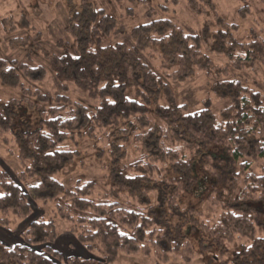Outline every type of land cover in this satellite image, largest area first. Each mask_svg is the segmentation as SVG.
I'll use <instances>...</instances> for the list:
<instances>
[{
	"label": "trees",
	"instance_id": "trees-1",
	"mask_svg": "<svg viewBox=\"0 0 264 264\" xmlns=\"http://www.w3.org/2000/svg\"><path fill=\"white\" fill-rule=\"evenodd\" d=\"M88 1L81 0V11H71L66 33L73 44H59L62 55L51 59V67L57 80L69 81L95 101L92 110L64 95L51 99L25 90L21 79L37 81L33 76L39 70L0 60V83L33 96L30 108L38 119L37 126L16 133L19 102L0 100V140L7 143L11 136L21 168L17 180L24 187L0 173V228L9 229L13 220L27 221L33 214L30 202H56L55 213L72 225L75 240L87 252H101L104 264L121 255L166 260L173 252L188 262L194 255L187 237L191 230L218 248L246 239L249 244L235 254L234 263L264 264V239L256 237L262 226L256 205L264 207V175L249 172L252 162L264 159V95L224 80L227 70H217L202 55L203 47L221 54L235 71L255 64L264 69V41L253 36L246 44L237 43L234 28L211 12L216 32L205 24L198 35H184L170 21L155 20L132 29L131 45L104 46L112 19ZM185 1L195 14L209 12L201 6L212 10L210 0ZM248 11L247 6L239 9L241 15ZM145 58L179 79L195 69L204 71L214 87L225 91L229 106L218 114L212 113L210 100L199 110L179 106ZM75 135L107 141L108 191L103 199H94L90 183L68 188L54 178L74 155L64 149V142ZM117 135L134 142L138 158L127 166L133 175L120 166L126 152L117 145ZM196 165L211 179L207 201L219 210L217 217L202 221L192 208H185L164 219V201L175 204L196 185ZM161 184L170 189L168 197L162 195ZM150 197L154 203L144 202ZM184 213L191 214L186 232ZM56 240L53 219L31 221L20 243L9 248L0 242V264L84 263L65 259L53 247Z\"/></svg>",
	"mask_w": 264,
	"mask_h": 264
},
{
	"label": "rangeland",
	"instance_id": "rangeland-1",
	"mask_svg": "<svg viewBox=\"0 0 264 264\" xmlns=\"http://www.w3.org/2000/svg\"><path fill=\"white\" fill-rule=\"evenodd\" d=\"M88 2L94 10H103L104 14L112 19L110 22L112 30L103 40L104 46L117 43L131 45L132 29L155 20L170 21L184 35H198L205 24H211V31L216 32L214 14L211 12H215L228 27L234 28L232 36L237 43L246 44L253 36L264 41V0H248L244 3L237 0H210L212 10L201 6L210 13L199 14L190 11L185 0H89ZM246 6L249 9L248 14L241 15L239 9ZM71 11H81V0H0V60L6 64L16 62L30 69L39 70L33 76L37 81L21 79L25 90H30L31 93L37 90L51 99L64 95L90 111L95 107V101L69 81L57 80L51 67V59L62 55L61 46L65 43L73 44L66 33ZM24 22L27 23V27H24ZM60 43L62 45L59 47ZM202 53L217 70H227L224 80L237 82L245 88L264 95V69L258 64L252 69L235 71L223 55L209 53L204 47ZM144 61L168 85L179 106L184 105L191 111L199 110L203 102L210 100L213 114H218L229 106L225 91L214 87L213 81L204 71L195 69L188 77L179 79V77H170L173 71L166 72L159 69L161 65H158L156 60L145 58ZM0 100L19 102L14 132L17 133L29 125L32 128L37 126V114L33 108H30V103H34L33 96L25 97L20 89L5 87L0 83ZM6 138L7 143L0 140V173L5 172L24 189L17 180L21 168L16 159V146L12 143L11 136L8 135ZM116 138H119L117 140L119 148L126 152L120 161V166L126 167L128 173L133 175L134 169H129L127 166L138 158L134 142L132 138L122 140L120 135ZM106 147L107 141L102 136L95 140L76 135L68 139L64 142V149L74 155L69 164L54 178L68 185V188L90 183L94 188V199L96 201L103 199V195L108 191V187L105 186L109 161ZM249 172L255 176L264 175V159L252 162ZM194 175L197 182L191 193L182 194L175 204H169L168 200L164 201L165 212L162 211L164 219H168L171 213L180 214L185 208H192L197 214L196 218L199 217L202 221L208 222L217 217L219 210L207 201L211 179L204 175L199 165L195 166ZM154 180L159 181L158 178ZM164 186L162 184L160 186L161 193L168 197L170 189H165ZM145 201L154 203L151 197ZM30 203L33 214L27 221L13 220L9 229L0 228V242L6 247L11 248L20 243V234L29 222L37 219H53L57 233L53 247L65 259H79L84 261L83 264H104L101 252H87L75 240L71 231L72 225L56 215V202H48L45 205L40 202ZM256 206H259L261 212L262 225L257 229L256 237L264 239V207ZM186 217L191 218V214L184 213L185 232L189 229V219ZM187 237L192 241L194 250V255L188 262L183 261L178 253L173 252L168 254L166 260H160L152 255L148 257L121 255L112 264H235V254L242 246L249 244L246 239L235 240L218 248L212 246L195 230H191Z\"/></svg>",
	"mask_w": 264,
	"mask_h": 264
}]
</instances>
